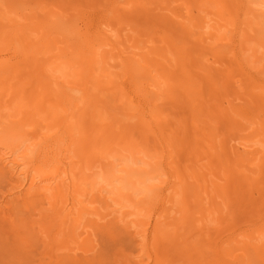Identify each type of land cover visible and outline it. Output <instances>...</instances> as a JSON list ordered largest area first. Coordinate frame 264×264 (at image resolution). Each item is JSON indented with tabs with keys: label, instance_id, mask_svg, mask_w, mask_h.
Returning <instances> with one entry per match:
<instances>
[{
	"label": "rangeland",
	"instance_id": "rangeland-1",
	"mask_svg": "<svg viewBox=\"0 0 264 264\" xmlns=\"http://www.w3.org/2000/svg\"><path fill=\"white\" fill-rule=\"evenodd\" d=\"M261 4L264 0H233V3L232 0H0V62L4 68L3 62L13 61L10 68L14 72L9 78L17 74L9 79L7 87L10 89L0 95V104L9 99L5 94L14 93L12 87L19 83L22 91L17 92L8 113H19V103H22L23 113L33 111L35 121L48 124L51 115L47 110L39 113L36 107H30L32 97L36 100L28 94L36 91L35 84L42 83L47 72H51L50 67L60 69L63 65L67 69L71 66L69 70L74 71V75L68 70L67 75L61 76L56 91L61 92L67 86L74 88L72 94H79L77 98L88 100V105L92 103L96 107L95 110L91 106L95 111L92 114L96 113V124L88 126L92 119L83 113L85 122L87 120L84 130L87 127L90 130V137L86 138L89 142L85 141L88 145L82 143L88 149L84 152L86 146L82 145V152L88 155L82 153L81 164L88 158L91 161L83 163L85 174L99 169L102 181L105 180L101 184H106L109 177L102 169L103 163L107 164L113 153L119 152L117 155L124 157L123 163L130 158L126 162H130L129 168L135 170V162H138L136 171L147 168L145 176L149 180L145 193L133 196L132 201H124L127 206L119 213L107 215L116 207L110 199L112 188L108 189L111 192H103L106 197L98 190L103 184L96 187L93 194L90 191L89 200L93 205L90 201L85 204L88 199L82 196L85 214L74 238L70 220L62 221L63 218H54L51 214L50 194L25 196L26 190L18 193L22 180L8 181V177L0 175V203L5 209H0V264H174L175 261L176 264H264V43L261 42L264 17L260 21L243 12L247 5L259 10ZM201 18L206 28L200 32L202 29L196 26ZM202 32H206L208 41L197 39ZM28 36L31 40L28 38L26 42ZM100 47L103 56L99 55L101 59L97 63L94 59ZM33 61L39 64L34 65ZM77 68L79 73L82 71L79 77ZM44 71L47 72L41 77ZM18 72L22 74L20 77H17ZM73 77L79 81L78 87ZM30 89L33 92H28ZM127 105L129 111H125ZM35 111L42 113L41 120ZM153 112L160 120L153 118ZM23 113L9 118L10 122L0 117V123H5L0 136L18 129L12 127V123L27 122L30 117ZM126 117L130 124L126 123ZM141 117L150 120V131H143L147 134L141 132L143 128L138 123ZM62 125L49 133L63 132ZM100 133L102 139L98 141ZM84 134L86 137L85 131ZM95 135L98 139L92 141ZM16 138L0 137V141H14L12 146H17L20 139ZM32 142L36 140L27 142L21 153L27 154L24 149H28L26 145L32 146ZM2 144L5 143L0 142V155L5 151ZM108 148L115 152L111 153ZM102 151L105 152L103 158ZM33 152L27 157L32 172L30 180L37 175L36 167L42 165L41 161H35L37 150ZM238 154L244 156L239 158ZM65 162L68 165L64 166L68 173L65 177L70 186L66 183L64 192L70 187V198L80 200L83 192L75 190L82 178L80 167L71 173L73 165ZM128 179L125 189L130 194V188L140 185L135 179ZM72 181H76V186ZM28 184L25 183L24 189ZM11 192L15 196L10 195ZM98 194L99 199H95ZM171 196L173 202L169 200ZM164 206L171 208L169 218L163 212ZM73 212L78 214L77 210ZM174 220L176 224L170 225Z\"/></svg>",
	"mask_w": 264,
	"mask_h": 264
},
{
	"label": "bare ground",
	"instance_id": "bare-ground-1",
	"mask_svg": "<svg viewBox=\"0 0 264 264\" xmlns=\"http://www.w3.org/2000/svg\"><path fill=\"white\" fill-rule=\"evenodd\" d=\"M241 1H243V0H241ZM245 2H246V0H244ZM143 2V1H142ZM154 2V1H153ZM216 2V1H215ZM232 3H233V0H232ZM243 4V3H242ZM260 4V3H259ZM234 5V4H233ZM241 6V4L240 3H238V6ZM258 5V4H257ZM263 5V6H262ZM231 6V5H230ZM239 6V7H240ZM259 6V5H258ZM261 9H259V10H255V9H253L252 7H250V6H245L244 7V15L245 16H250V17H254V18H258L260 21L263 19V17H264V10H263V8H264V4H261ZM218 7V6H217ZM234 7V6H233ZM233 7H232V9H233ZM160 8V7H159ZM241 8V7H240ZM240 8H239V11H240ZM260 8V7H259ZM235 9V11L234 12H236V8H234ZM146 12V11H145ZM118 13V12H117ZM237 14V13H236ZM241 14H243L242 13V11H241ZM63 15H65V14H63ZM221 16V15H220ZM20 17V16H19ZM33 17V16H32ZM68 18V17H67ZM262 18V19H261ZM205 19V18H204ZM241 19V18H240ZM16 20V19H15ZM33 20H35V19H33ZM227 20V19H226ZM31 21V20H30ZM51 21V20H50ZM263 22H264V20H262ZM17 22V21H16ZM15 22V23H16ZM204 21H203V18H201V21L199 22V24H197V26H196V28L198 27V30H199V28H201L202 30H199L200 32L201 31H205V28L206 27H204V24L205 23H203ZM243 22V21H242ZM241 22V23H242ZM245 22V21H244ZM250 22H251V20H250ZM249 22V23H250ZM262 22V23H263ZM208 23V22H207ZM246 23V22H245ZM264 24V23H263ZM225 25H227V24H225ZM242 25V24H241ZM261 26H262V24H260ZM179 26V25H178ZM247 26V25H246ZM258 26V25H257ZM13 29V28H12ZM216 29V28H215ZM197 30V29H196ZM236 30V29H235ZM42 31V30H41ZM120 31V30H119ZM182 31V30H181ZM192 31V30H191ZM190 31V32H191ZM198 31V32H199ZM212 31H214V30H212ZM18 32V31H17ZM180 32V31H179ZM193 32V31H192ZM218 33V32H217ZM221 33V32H220ZM4 34V33H3ZM2 34V35H3ZM7 34V33H6ZM18 34V33H17ZM17 34H15V35H17ZM194 34H195V32H194ZM198 34V33H197ZM204 33L202 32L201 34L199 33V35H197V39H199V41L201 42L202 40H206L208 37H206L205 35H206V32H205V34H204V36H202ZM241 34V33H240ZM261 34V33H260ZM1 35V36H2ZM19 35V34H18ZM21 35H23V34H20V36ZM28 35H29V32H28ZM34 35V34H33ZM33 35H31V36H33ZM223 35V34H222ZM261 35H263L262 37H263V39H262V37H261V42H263L264 43V31H262V34ZM3 36H5V35H3ZM3 36L1 37L2 39H3ZM9 36V35H8ZM13 36V35H12ZM37 36V35H36ZM35 36V37H36ZM119 36V35H118ZM127 36V35H126ZM163 36V35H162ZM162 36L160 37L161 39H159V40H161L162 41ZM201 36H202V39H201ZM241 36V35H240ZM19 37V36H18ZM30 36H28L27 37V41L26 42H28L29 40H28V38H29ZM34 37V38H35ZM121 37V36H120ZM200 37V38H199ZM210 37V36H209ZM221 37H223V36H221ZM9 38V37H8ZM26 38V37H25ZM32 38V37H31ZM39 38H40V36H39ZM169 38V37H168ZM260 38V37H259ZM4 39H5V37H4ZM13 39V38H12ZM18 40H20L21 38H17ZM30 39V38H29ZM60 39H62V38H60ZM130 39V38H129ZM170 39V38H169ZM168 39V40H169ZM196 39V40H197ZM209 39V38H208ZM208 39L206 40V41H208ZM249 38H247V40H248ZM18 40H16L17 42H18ZM31 40V39H30ZM152 40V39H151ZM150 40V41H151ZM243 40V39H242ZM13 41V40H12ZM36 41V40H35ZM34 41V42H35ZM221 41V40H220ZM2 42V41H1ZM21 42V41H20ZM54 42V41H53ZM173 42V41H172ZM203 42V41H202ZM3 43V42H2ZM19 43V42H18ZM30 43V42H29ZM64 43V42H63ZM62 43V44H63ZM211 43H212V41H211ZM243 45H244V43H242ZM0 45H1V43H0ZM8 45V44H7ZM21 45V44H20ZM106 45H108V44H106ZM172 45V44H171ZM2 46V45H1ZM22 46V45H21ZM25 46V45H24ZM31 46V45H30ZM45 46H47L46 44H45ZM4 47V46H3ZM28 47V46H27ZM41 47V46H40ZM70 47V46H69ZM103 47V46H102ZM108 47V46H107ZM237 48V47H236ZM20 49V48H19ZM24 49V48H23ZM35 49V48H34ZM46 49V48H45ZM45 49H44V51H45ZM102 48L100 47V48H98V50H97V52H96V56H95V53L93 54V57L95 58L94 60L95 61H97V63H98V61H99V58L101 57L102 58V56H101V51L103 50H101ZM126 49V48H125ZM6 50V49H5ZM39 50V49H38ZM48 50V49H47ZM46 50V51H47ZM34 51V50H33ZM109 51V50H108ZM114 51V50H113ZM0 52H2L1 50H0ZM132 52V51H131ZM149 52V51H148ZM155 52V51H154ZM171 52V51H170ZM187 52H189V51H187ZM34 53H36V51L34 52ZM33 53V54H34ZM45 53V52H44ZM104 53V52H103ZM134 53V52H133ZM43 54V53H42ZM39 55V54H38ZM84 55V54H83ZM99 55H100V57H99ZM138 55V54H137ZM156 55V54H155ZM35 56V58H36V56L37 55H34ZM45 56V55H44ZM48 56V55H47ZM151 56V55H150ZM160 56V55H159ZM165 56V55H164ZM25 57V56H24ZM38 57H41V56H38ZM108 57V56H107ZM154 57V56H153ZM162 57V56H161ZM172 57V56H171ZM182 57V56H181ZM187 57V56H186ZM13 58V57H12ZM29 58H30V56H29ZM28 58V59H29ZM34 58V57H33ZM100 58V59H101ZM103 58H105V57H103ZM37 59V58H36ZM144 59V58H143ZM107 60V59H106ZM108 60H110V57H109V59ZM115 60V59H114ZM113 60V61H114ZM173 60H174V58H173ZM27 61V60H26ZM87 61V60H86ZM94 61V62H95ZM186 61V60H185ZM13 62V61H12ZM12 62L10 63V62H8V60H7V62L5 61V62H3V63H5L4 64V68H2V66H3V64L0 62V95H2V93L4 94L5 92H7V89H8V87H7V84H8V82H9V79H11L12 77H16V75L17 74H15V76H12V77H10L9 78V76L11 75V73H13L14 72V70H12L11 68H10V66H12ZM149 62V61H148ZM152 62V61H151ZM164 62V61H163ZM166 62V61H165ZM28 63H30V62H28ZM88 63H91L90 62V60H89V62ZM96 63V64H97ZM99 63H101V62H99ZM16 64V63H15ZM33 64L35 65V64H39V62L37 61V63L35 62V61H33ZM62 64V63H61ZM60 64V65H61ZM83 64V63H82ZM92 64V63H91ZM104 64H106V63H104ZM104 64H102V66L104 65ZM46 65V64H45ZM60 65H58V66H60ZM75 65V64H74ZM74 65H72V66H74ZM86 65V64H85ZM47 66V65H46ZM55 66V65H54ZM77 66V65H76ZM80 66V65H79ZM165 66H166V64H165ZM15 67V66H14ZM40 67H42V65L40 66ZM50 67V66H49ZM56 67H57V65H56ZM61 68L59 69V67L58 68H53V66L52 67H50L51 69L49 70V71H51L50 73L49 72H47V71H44V74H42V76L41 77H43L44 75H45V72H47V75H45V78H43L42 79V83L41 84H38L37 85V83L35 84L36 85V87H35V90L36 91H34L33 92V90H29L28 92H30V91H32L33 93H29L28 95H32V96H34V98H35V100L36 101H38V102H36V101H34V99H33V97L32 96H30V98L32 97V104H30L29 106L30 107H32V108H35L37 111H39V113L40 112H43V113H45L46 111L45 110H47V112H49V115H51V117H50V120H49V122L50 123H52V124H50L49 122H48V124L46 123V124H42V118L40 119V117H41V114L39 115V113L37 112V111H35V112H37V114H38V120L40 119L41 121L40 122H37V121H35V120H37V119H35V116H33L34 114L32 113L33 111H28L27 113L26 112H22V110H24V109H21V105H22V103H19V105H20V112H19V110H18V112L19 113H17L16 112V114H10V113H8V108L9 107H11V105L12 104H14L15 103V101H16V96H17V92H18V94L22 91L21 90V88H22V86L20 87L19 86V83H18V85L16 86L15 85V87H12V86H10V87H12V88H14L13 89V91H14V93H11L10 91L7 93V94H5V96L7 97V95H8V97H9V99L8 100H5V102L3 101L2 102V104H0V117L4 120V119H8V122H10V120H9V118H17L21 113H23L24 114V116H25V114H26V116H28V117H30L29 118V120L27 121V122H25V123H23V122H18V123H16V124H13L12 123V127L14 126V128L16 127V128H18L17 130H15L14 132H10V133H8V131H7V133H3L0 137L1 138H3V139H6L7 137H11L13 140H15V139H17L16 137H19V144L17 145V146H12V144H13V142L14 141H8V143H6L5 141H0V142H4L5 144H2V146L5 148V151L3 152V153H1V155H0V175H2V176H6V177H8V181H15V180H17V179H19V180H22L21 181V185L18 187L19 188V191H18V193L20 192H23V190H26L25 191V196L26 195H28V196H41L42 194H44L45 196H46V194L48 195V194H50V198L49 199H51V200H49L50 201V206L52 205V210L51 209H49V214H50V212H51V214L53 215V217L54 218H57V217H61V218H63L62 219V221H65V220H70V232H71V234H72V236L74 237V235H75V232L77 231V230H79L78 228L80 227V225H81V220H82V216H83V214H85V209H84V206H82V204H83V201H84V199L82 198V196H86V198H85V200L86 199H88L87 200V202H85V204L86 203H88L90 200H89V194H91V192L97 187L98 188V186L99 185H102L103 183H104V181H102V176L103 175H101L102 173H101V171L99 170V169H97V170H92L91 171V173H89V174H85V169H86V161L88 162L87 164H89L91 161L89 160L90 158H88L87 160H84V159H86V158H84V159H82V162H83V160H84V166H83V163L81 164V155H82V150H83V146L85 145V144H87L89 141L86 139L87 138V136H89L90 137V133H88L90 130H89V127H87L86 128V130H84V126H89V125H91V124H93V123H95V114L93 115L92 113H94L95 111L93 110V108L91 107V106H93L92 105V103H90L91 104V106L90 105H88L87 103H89V101L88 100H84V99H82V98H77V96L79 95H74V94H72L71 92L72 91H74V88H68V86H67V89H64V88H66V87H64L63 88V90L61 91V92H58V91H56V88L60 85L59 83H61V82H58V80H59V78L61 77V76H63L64 77V74H66L67 72H68V70L71 68V66L70 67H68L67 69H66V67L67 66H65L64 68H63V65L62 66H60ZM96 67H97V69H98V65H96ZM103 67H105V66H103ZM35 68V67H34ZM47 68V67H46ZM53 68V69H52ZM18 69V68H17ZM19 69H22V68H19ZM43 69V67L41 68V70ZM169 69H171V68H169ZM176 69V68H175ZM45 70H48V69H45ZM67 70V71H66ZM81 70H83V69H81ZM93 70H95V69H93ZM99 70H100V68H99ZM98 70V71H99ZM103 70H104V68H103ZM177 70V69H176ZM102 71V70H101ZM100 71V72H101ZM112 71V70H111ZM156 71V70H155ZM179 71V70H178ZM20 72H23V70L22 71H20ZM20 72H18L19 73V75L17 76V77H20ZM64 72V73H63ZM69 72H72V71H70L69 70ZM74 72V71H73ZM72 72V73H73ZM77 72H78V68H77ZM76 72V73H77ZM92 72V71H91ZM100 72H99V74H100ZM103 72V71H102ZM43 73V72H42ZM62 73V74H61ZM75 73V74H76ZM79 73V72H78ZM80 73H82V71L80 72ZM80 73L78 74V77L80 76ZM85 73H87L88 74V72H85ZM108 73V72H107ZM204 73V72H203ZM99 74H97V76L99 75ZM22 75V74H21ZM67 75V74H66ZM68 75H69V73H68ZM73 75H74V73H73ZM91 75H93L92 73H91ZM91 75H89V76H91ZM35 76V75H34ZM39 76V75H38ZM94 76H95V79H96V74L94 73ZM105 76V75H104ZM103 76V77H104ZM31 77H32V75H31ZM82 77H83V75H82ZM102 77V76H101ZM166 77V76H165ZM69 78V77H68ZM88 78V77H87ZM98 78V77H97ZM17 79V78H16ZM83 79V78H82ZM89 79H90V77H89ZM20 80V79H19ZM31 80V79H30ZM34 80V79H33ZM76 80V81H75ZM74 80V77H73V82L74 83H76V85L78 84V82L79 81H77V79H75ZM92 80H94V79H92ZM96 80H98V79H96ZM207 80V79H206ZM80 81H81V79H80ZM95 81V80H94ZM100 81V80H99ZM99 81H97V84L99 83V84H101ZM5 82H6V84H5ZM29 83L31 82V81H28ZM34 82H35V80H34ZM34 82H33V84H34ZM39 83H40V81H38ZM96 82V81H95ZM94 82V83H95ZM17 83V82H16ZM103 83V82H102ZM107 83H109V82H107ZM13 84H14V82H13ZM70 84V83H69ZM82 84V83H81ZM83 84H85V83H83ZM89 84V83H88ZM203 84H204V82H203ZM67 85H68V83H67ZM72 85H75V84H72ZM186 85V84H185ZM238 85V84H237ZM64 86H66V85H64ZM79 85H77V87H78ZM85 86H86V84H85ZM85 86H84V89L86 90L87 88H85ZM97 86H99V85H97ZM101 86H103V85H101ZM110 86V85H109ZM60 87V86H59ZM71 87V86H70ZM76 87V86H75ZM81 87V86H80ZM89 87H92V86H90L89 85ZM183 87H185L186 88V86H183ZM209 87V86H208ZM99 88V87H98ZM10 89V88H9ZM8 89V90H9ZM79 89V88H78ZM83 89V88H82ZM81 89V90H82ZM97 89V88H96ZM101 89V88H100ZM99 89V90H100ZM58 90V89H57ZM93 90V89H92ZM108 90V89H107ZM224 90V89H223ZM12 91V90H11ZM25 91V89L23 90V92ZM121 91V90H120ZM22 92V93H23ZM76 92V91H75ZM78 92H81V91H78ZM84 92V91H83ZM88 92V91H87ZM53 93H54V95H53ZM82 93V92H81ZM89 93V92H88ZM119 93V92H118ZM211 94V93H210ZM81 95V94H80ZM119 95V94H118ZM183 95V94H182ZM5 96H3V97H5ZM22 96H23V94H22ZM121 96V95H120ZM24 97V96H23ZM89 97V96H88ZM25 98V97H24ZM23 98V99H24ZM114 98V97H113ZM120 97H118V99H119ZM167 98V97H166ZM165 98V100H167ZM20 99H21V97H20ZM19 99V101H21ZM122 99V98H121ZM125 100V99H124ZM124 100H122V101H124ZM189 100V99H188ZM18 101V102H19ZM88 101V102H87ZM217 101V100H216ZM22 102H24L23 100H22ZM27 102V101H26ZM108 102H109V100H108ZM25 103V102H24ZM197 103V102H196ZM102 104V103H101ZM119 104V103H118ZM19 105H18V107H19ZM27 106H28V104H26ZM26 105H24V106H26ZM112 105V104H111ZM131 105V104H130ZM29 106H28V108H29ZM132 106V105H131ZM151 106V105H150ZM94 107V106H93ZM151 107H153V106H151ZM23 108V107H22ZM27 108V107H26ZM89 108H91L90 110H89ZM195 108V107H194ZM94 109L96 110V107H94ZM126 110L125 111H129V110H127L128 109V105H127V108H125ZM33 110V109H32ZM105 110V109H104ZM103 110V111H104ZM150 110H151V108H150ZM16 111V110H15ZM93 111V112H92ZM133 111V110H132ZM226 111V110H225ZM228 111V110H227ZM231 111V110H230ZM105 112L107 113V111L105 110ZM148 112H149V110H148ZM222 112V111H221ZM88 114V116H90L91 117V122H90V124L88 123L87 124V120H86V122H85V119H84V114ZM89 113H90V115H89ZM36 114V113H35ZM100 114V113H99ZM99 114H98V116H99ZM149 114V113H148ZM165 114H166V112H165ZM123 116H126V115H124V114H122ZM100 116H101V114H100ZM106 116H108V115H106ZM146 116V115H145ZM152 116H155V117H153V118H158L157 117V113H154L153 112V114H152ZM204 116V115H203ZM43 117V116H42ZM130 119H131V115H129L128 116ZM150 117V116H149ZM205 117V116H204ZM1 118H0V120H1ZM12 118V119H13ZM26 118V117H25ZM25 118H22V120H24ZM86 118V117H85ZM95 118V119H94ZM99 118V117H98ZM127 118V117H126ZM129 118H127L128 119V121L126 122L127 124H130V119ZM87 119V118H86ZM110 119V118H109ZM125 119V118H124ZM152 119V118H151ZM2 120V121H3ZM100 120V119H99ZM158 120H160L159 118H158ZM164 120V119H163ZM172 120V119H171ZM88 121H89V118H88ZM126 121V120H125ZM149 121L150 120H144V119H142V117L139 119V124H140V127H142L143 129H142V134H147V133H143V131H150V124H149ZM194 121V120H193ZM156 122V121H155ZM154 122V123H155ZM158 122V121H157ZM195 122V121H194ZM232 122V121H231ZM3 123V122H2ZM44 123V122H43ZM101 123V122H100ZM105 123V122H104ZM135 123V122H134ZM137 123V122H136ZM176 123V122H175ZM174 123V124H175ZM4 125H5V123H3ZM3 124H1L0 123V129H1V126L3 125ZM54 124V125H53ZM60 124H63L62 126L63 127H65V130L63 131V132H59V131H57L56 133H53V134H50L51 133V130L52 129H55V130H57V128H60L61 126H60ZM87 124V125H86ZM96 124V123H95ZM138 124V125H139ZM9 125H10V123H9ZM103 125V124H102ZM137 125V124H136ZM158 125V124H157ZM131 126H133L132 125V123H131ZM247 126V125H246ZM3 127H6V126H3ZM56 127V128H55ZM97 127V126H96ZM101 127V126H100ZM105 127V126H104ZM111 127V126H110ZM113 127V126H112ZM111 127V128H112ZM159 127V126H158ZM206 127V126H205ZM233 127V126H232ZM240 127V126H239ZM62 128V127H61ZM108 128H109V126H108ZM182 128H184V127H182ZM82 129H83V132H82ZM88 129V130H87ZM98 129H100V128H98ZM97 129V131H98V133H99V131L100 130H98ZM113 130H114V128H112ZM111 129V130H112ZM231 129V128H230ZM60 130V129H59ZM93 130H94V128H93ZM179 130V129H178ZM239 130H240V128H239ZM247 130V129H246ZM0 131H3V129L2 130H0ZM54 131V130H53ZM84 131L86 132V137H85V134H84ZM115 131V130H114ZM171 130H169V132H170ZM50 132V133H49ZM91 132H92V130H91ZM94 132V131H93ZM92 132V133H93ZM113 132V131H112ZM153 132V131H152ZM91 133V134H92ZM96 133V132H95ZM105 133H107V128H106V131H105ZM88 134V135H87ZM109 134V133H108ZM111 134V133H110ZM149 134H151V132L149 133ZM160 134V133H159ZM187 134V133H186ZM206 134V133H205ZM222 134V133H221ZM93 135V134H92ZM97 135V134H96ZM96 135L93 137H91V140L92 141H94L95 139L94 138H96ZM102 135H103V133H102ZM117 136H118V134H116ZM115 135V137H117ZM163 135V134H162ZM34 136H36V138H34ZM98 136V135H97ZM104 136V135H103ZM109 136V135H108ZM111 136H112V134H111ZM113 136H114V134H113ZM112 136V137H113ZM128 136V135H127ZM181 136H182V134H181ZM212 136V135H211ZM99 137V136H98ZM98 137L96 138V139H98ZM112 137H110V138H112ZM114 137V138H115ZM93 138V139H92ZM104 138V137H103ZM107 138V137H106ZM212 138H214V137H212ZM2 139V140H3ZM36 140V142H32L33 144H34V148L32 149V147H33V144H32V146H29V147H31V148H29L27 145H26V147L28 148V149H24L25 151V153L28 151V153L27 154H23V153H21L22 151H23V147H25V144L27 143V142H31L32 140ZM86 139V140H85ZM100 139H102V137H101V133H100V137H99V139H98V141L100 140ZM135 139V138H134ZM171 139V138H170ZM219 139V138H218ZM85 141H88V142H85ZM91 141V142H92ZM101 141V140H100ZM114 141V140H113ZM166 141H167V139H166ZM170 141V140H169ZM108 142V141H107ZM119 143H121V140L120 141H118ZM137 142V141H136ZM139 142V141H138ZM188 142V141H187ZM82 143H85L84 145L82 144ZM95 142H93V144H94ZM101 143V142H100ZM174 143V142H173ZM177 143V142H176ZM31 144V143H30ZM91 145H92V143H90ZM90 144H89V146L88 147H90ZM96 144H98V142L97 143H95V145ZM207 144H208V142H207ZM83 145V146H82ZM88 145V144H87ZM95 145H94V147H95ZM120 145V144H119ZM123 145V144H122ZM1 146V147H2ZM86 146V145H85ZM93 146V145H92ZM241 146V145H240ZM256 146V145H255ZM42 147V149H40ZM54 147H56V151H53V148ZM105 147V146H104ZM103 147V148H104ZM107 147V146H106ZM117 147V146H116ZM242 147V146H241ZM245 147V146H244ZM3 148V149H4ZM85 149H84V152H85V150H88V149H86L87 148V146L86 147H84ZM92 148V147H91ZM90 148V149H91ZM103 148H101V149H103ZM2 149V148H1ZM31 149H32V151H31ZM37 150V154H36V157H38V159H36L35 161H37V160H39V161H41V163H42V165H40L39 167H36V169H38V172H37V175H35L34 174V177L30 180V175H31V171H30V161L28 160V155H30V153L31 152H33V150ZM109 149V148H108ZM108 149H106V150H104L105 152L106 151H108ZM219 149V148H218ZM252 149V148H251ZM22 150V151H21ZM104 151H102V154L100 155L102 158H103V152ZM109 151H110V149H109ZM58 154H57V153ZM86 152H88V151H86ZM104 152V153H105ZM111 153H113V152H115L114 150H112V151H110ZM253 152V151H252ZM33 153H35V152H33ZM32 153V154H33ZM57 155H56V154ZM90 153V152H89ZM100 153H101V151H100ZM109 153V152H108ZM119 152H115V153H113V154H115V155H113V157H112V160L111 161H109V162H107V164H106V162L105 163H103V165L104 166H102L101 164V166H102V169L108 174V177L109 178H107L108 179V181H107V183L106 184H103L102 186H100L101 188L99 189L98 188V190L101 192L100 194H102L103 192H107V190L109 189L110 190V188H112L111 189V191H113V192H111V191H109V192H111L110 194H113V196L111 195V197H110V199L114 202L113 204L116 206L115 207V209H114V207L112 208V209H110V211H108L107 212V215H110V214H112L113 212H117V213H119L122 209H124L127 205H125V204H123V202L124 201H132V197L133 196H138V194H141V195H143L144 193H145V191H146V189H147V187H148V185H147V181H149L148 180V177L147 176H145V174L147 173V168H146V170H143V171H136V169H137V167H138V162L136 163L135 162V164H137L136 165V168H135V170H133V169H131V168H129V165L128 164H130V162L129 163H127L126 164V162H128L129 161V159L130 158H128V161L125 159V163H123L122 161H124V160H122L124 157L120 154V155H117ZM248 153V152H247ZM21 154V155H20ZM31 154V155H32ZM83 154H86V153H83ZM97 154V153H96ZM126 154V153H125ZM246 154V152L244 153V155ZM86 155H88V153L86 154ZM244 155H242V154H238V157L239 158H242ZM260 155V154H259ZM33 156H34V154H33ZM56 157V158H55ZM89 157V156H88ZM106 157H107V154H106ZM106 157H105V159H106ZM111 157V156H110ZM179 157V156H178ZM33 158V157H32ZM32 158H30V160L32 159ZM76 158H78V160H75ZM253 158V157H252ZM177 159V158H176ZM247 160H252L251 158H246ZM255 159V158H254ZM181 160V159H180ZM206 160V159H205ZM65 161H68V162H70L69 164H71V165H73V167L71 168V170H69L70 172L72 171V172H74V170L77 168H79L80 167V173L82 174V178L80 179V181L79 182H77V187H75V190L76 191H78L79 189H81L82 190V194L80 195L81 196V199L79 200V198L78 199H76L75 200V198H74V196L73 197H71L70 198V187H69V191L66 189L65 190V192H64V187L66 186V183H67V185H69L68 184V182H67V178L68 177H65V175H67L66 174V170H67V166L68 165H66V164H64V163H66ZM107 161H108V159H107ZM151 161V160H150ZM182 161V160H181ZM216 161V160H215ZM243 163H244V161L243 160H241ZM100 162V161H99ZM241 162V163H242ZM255 162V161H254ZM34 163V162H33ZM96 163V162H95ZM145 163L146 162H144V164H142V165H145ZM154 163V162H153ZM37 164V163H36ZM35 165V164H34ZM66 165V167H64ZM133 165H134V163H133ZM156 165V164H155ZM37 166V165H36ZM78 166V167H77ZM95 166V165H94ZM94 166H90L89 168H91V169H94ZM135 166V165H134ZM140 166V165H139ZM147 166V165H146ZM151 166V165H150ZM32 167V166H31ZM34 167V166H33ZM32 167V168H33ZM131 167H133V166H131ZM142 167V166H141ZM185 167V166H184ZM227 167V166H226ZM87 168H88V166H87ZM88 168V169H89ZM98 168V167H97ZM185 168H187V167H185ZM36 169L34 170V171H36ZM69 169V168H68ZM141 169H143V167L141 168ZM188 169V168H187ZM138 170H140V169H138ZM237 170V169H236ZM176 171V170H175ZM71 172V173H72ZM34 173H36V172H34ZM188 173V172H187ZM226 173V172H225ZM70 174V173H69ZM70 176V175H69ZM246 176V175H245ZM3 177V178H4ZM73 177V176H72ZM126 178H129L128 180H136L137 182H139V185L140 186H137V185H135L133 188H130L129 190H131V193L129 194V192L128 193H126V187H125V185H126ZM210 178V177H209ZM78 179V178H77ZM190 179V178H189ZM247 179V178H246ZM250 179V178H249ZM151 181V180H150ZM29 182V186L27 187V189H24L26 186H25V183H28ZM73 182V184L72 185H75L76 184V181L74 182V181H72ZM101 182H103L102 184H101ZM11 183H13V182H11ZM75 183V184H74ZM208 183H210V182H208ZM15 184V183H14ZM71 184V183H70ZM180 184V183H179ZM117 187H116V186ZM119 185V186H118ZM25 186V187H24ZM70 186V185H69ZM76 186V185H75ZM132 186V185H131ZM245 187V186H244ZM15 188V187H14ZM77 188V189H76ZM96 188V189H97ZM173 188V187H172ZM246 188V187H245ZM17 189V188H16ZM174 189V188H173ZM221 189V188H220ZM247 190V189H246ZM16 191V190H15ZM91 191V192H90ZM171 191H173V190H171ZM195 192V191H194ZM248 192V191H247ZM7 193V192H6ZM94 192H92V194H93ZM97 193V192H96ZM182 193V192H181ZM187 193V192H186ZM236 193V192H235ZM249 193V192H248ZM24 194V193H23ZM22 194V196H24ZM91 194V195H92ZM103 194H105V193H103ZM109 194V193H108ZM110 194H109V196H110ZM10 195H13V196H15V193L14 192H11L10 193ZM9 195V196H10ZM21 195V194H20ZM95 195V194H94ZM97 195V194H96ZM193 195V194H192ZM195 195V194H194ZM249 195H250V193H249ZM12 196V197H13ZM22 196H20V197H22ZM88 196V197H87ZM101 196V195H100ZM104 196V195H103ZM106 196H108L107 194H105V197ZM152 197H153V195H151ZM8 197V196H7ZM43 197V196H42ZM140 197V196H139ZM150 197V196H149ZM152 197H150V198H152ZM32 198V197H31ZM99 199V194H98V196L97 197H95V199ZM101 198H102V196H101ZM109 198V197H108ZM165 198V197H164ZM184 198V197H183ZM199 198V197H198ZM39 199V198H38ZM45 199H46V197H45ZM90 199H92L91 197H90ZM149 199V198H148ZM167 199V198H166ZM186 199V198H185ZM207 199V198H206ZM250 199V198H249ZM30 200V199H29ZM72 200H73V202H72ZM79 200V201H78ZM134 200V199H133ZM169 200H170V202H173L174 201V199H173V196H171L170 198H169ZM187 200V199H186ZM185 200V201H186ZM224 200V199H223ZM2 201V200H1ZM38 201V200H37ZM75 201H78L79 203H77V202H75ZM111 201V202H112ZM144 201V200H143ZM148 201V200H147ZM177 201V200H176ZM40 202V201H39ZM178 202V201H177ZM226 202V201H225ZM128 203H132V202H128ZM164 203V202H163ZM61 204V205H60ZM93 205V203L90 201V205ZM133 204V203H132ZM152 204V203H151ZM174 204V203H173ZM89 205V206H90ZM135 205V204H134ZM136 205H138V204H136ZM157 205V204H156ZM160 205V204H159ZM86 206H88V205H86ZM146 206V205H145ZM148 206L150 207V205L148 204ZM93 207V206H92ZM101 207V206H100ZM1 208H3L2 207V203H0V209ZM97 208V207H96ZM4 209V208H3ZM100 209V208H99ZM103 209V208H102ZM5 210V209H4ZM3 210V211H4ZM51 210V211H50ZM74 210H77V213L78 214H75V212H73ZM170 210H171V208H168V209H166L165 208V206H164V211L163 212H165V214H166V216L169 218L170 217ZM181 210V209H180ZM183 210V209H182ZM2 211V210H1ZM195 211V210H194ZM5 212V211H4ZM187 212V211H186ZM202 213V212H201ZM50 214V215H51ZM114 214V213H113ZM161 215H163V213L161 214ZM185 215V214H184ZM183 215V216H184ZM72 216V217H71ZM114 216V215H113ZM187 217V216H186ZM202 217H203V215H202ZM52 217L50 216V219H51ZM53 218V219H54ZM122 218V217H121ZM173 219H175L176 218V216L175 217H172ZM53 219H51V220H53ZM182 219V218H181ZM202 219V218H201ZM168 220V219H167ZM184 220V219H183ZM47 221H48V219H47ZM179 221V220H178ZM201 222V221H200ZM64 223H66V222H64ZM117 223V222H116ZM128 223H129V221H128ZM132 223V222H131ZM179 223H180V221H179ZM151 224V223H150ZM157 224H159V223H157ZM156 224V226L157 227H159V225H157ZM164 224V223H163ZM169 224L170 225H172V224H176V221L174 220L173 222H169ZM168 224V225H169ZM187 224H188V222H187ZM191 225V224H190ZM194 225V224H193ZM118 226V225H117ZM132 226V225H131ZM186 224L184 225V227L186 228ZM113 227V226H112ZM174 227V226H173ZM179 227V226H178ZM178 227H175V228H178ZM181 227V226H180ZM160 228V227H159ZM188 228H189V226H188ZM85 229H86V227H85ZM119 229V228H118ZM179 229V228H178ZM61 230H63V229H61ZM114 230H116V229H114ZM124 229H122V232L123 233H125L124 231H123ZM157 230V229H156ZM183 230H184V228H183ZM63 231H65V230H63ZM117 231H119V230H117ZM175 231H177L176 229H175ZM186 231H188V230H186ZM121 232V233H122ZM120 233V232H119ZM167 233V232H166ZM66 234H68V232L66 233ZM126 234V233H125ZM158 234V233H157ZM155 235V234H154ZM172 235H174V234H172ZM178 235H179V233H178ZM123 236V235H122ZM121 236V237H122ZM157 236H159V235H157ZM176 236V235H175ZM175 236H174V239H177V238H175ZM67 237V236H66ZM76 237V236H75ZM74 237V238H75ZM177 237V236H176ZM118 238V237H117ZM154 238H156L155 236H154ZM159 238V237H158ZM173 239V240H174ZM54 239H52V241H53ZM56 240H57V238H56ZM72 241V240H71ZM159 241V240H158ZM175 241V240H174ZM173 241V242H174ZM66 242V241H65ZM195 244V243H194ZM196 245V244H195ZM196 246H199V245H196ZM194 248V247H193ZM214 248V247H213ZM188 249V248H187ZM191 249V248H190ZM195 251V250H194ZM197 251V250H196ZM204 251V250H203ZM174 252V251H173ZM213 253V252H212ZM178 254V253H177ZM17 257V256H16ZM174 257V256H173ZM181 257V256H180ZM192 257V256H191ZM195 258V257H194ZM197 258V257H196ZM191 259V258H190ZM189 259V260H190ZM195 260V259H194ZM66 261V260H65ZM118 261V260H117ZM197 261V260H196ZM18 262V261H17ZM68 264V263H67ZM82 264V263H81ZM174 264H176V261L174 262ZM177 264H178V262H177ZM206 264V263H205Z\"/></svg>",
	"mask_w": 264,
	"mask_h": 264
}]
</instances>
